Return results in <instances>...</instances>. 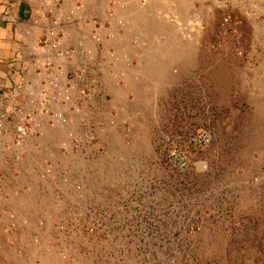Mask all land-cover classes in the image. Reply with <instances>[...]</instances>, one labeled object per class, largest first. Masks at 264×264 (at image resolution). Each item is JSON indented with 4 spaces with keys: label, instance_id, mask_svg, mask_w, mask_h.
I'll use <instances>...</instances> for the list:
<instances>
[{
    "label": "rangeland",
    "instance_id": "1",
    "mask_svg": "<svg viewBox=\"0 0 264 264\" xmlns=\"http://www.w3.org/2000/svg\"><path fill=\"white\" fill-rule=\"evenodd\" d=\"M78 17L88 36L69 40L94 52L104 98L75 93L60 149L80 147L40 174L37 263L264 264V0H112ZM130 81L143 96L117 92Z\"/></svg>",
    "mask_w": 264,
    "mask_h": 264
},
{
    "label": "crops",
    "instance_id": "2",
    "mask_svg": "<svg viewBox=\"0 0 264 264\" xmlns=\"http://www.w3.org/2000/svg\"><path fill=\"white\" fill-rule=\"evenodd\" d=\"M59 7L56 14L68 16L75 6L86 5V14L105 17L112 0H0V100L3 94L25 97L28 88L38 89V81L30 54L45 27L50 25L48 2ZM123 2V0H122ZM134 2L128 8L129 21H134ZM123 12V10H122ZM79 16L86 15L84 10ZM122 15V14H121ZM48 16V17H47ZM63 17V21L65 22ZM82 19L80 17H77ZM75 24L71 39L88 36V31ZM82 29V30H81ZM135 74V73H132ZM136 84V85H135ZM132 87V88H131ZM137 83L128 82L119 94L134 91L143 96L145 91ZM131 88V89H130ZM116 92V93H117ZM118 95V94H117ZM22 101V100H21ZM0 108L10 114L9 105ZM5 128L3 146L6 147L4 165L0 170V264H38L43 251L34 245L32 236L39 231L37 226L40 210L37 194L50 193L47 184L40 178L45 161L72 164L60 151L61 142L67 138V128L40 127L43 136L20 138L15 130L16 117H10ZM30 191L32 193H30ZM15 219H11V215Z\"/></svg>",
    "mask_w": 264,
    "mask_h": 264
},
{
    "label": "built area",
    "instance_id": "3",
    "mask_svg": "<svg viewBox=\"0 0 264 264\" xmlns=\"http://www.w3.org/2000/svg\"><path fill=\"white\" fill-rule=\"evenodd\" d=\"M119 5L124 9L122 4L119 3ZM58 7L59 2L58 4L48 2L50 25L45 27L43 34L37 40L36 48L30 54L35 75L41 82V87L28 88L23 99H19L18 95L14 96L13 93L1 96L0 105L3 107L9 105L11 111L8 114L0 108V170L4 165L7 148L3 146V140L10 117H16L15 130L20 138L37 135L41 137L44 135L39 130L42 125L50 128L67 126L70 123L69 115L81 110L79 108L81 102L74 100L76 92H80L82 95L80 100H83L84 104L104 98V93L100 89L102 85L96 72L100 64L94 59V52L82 40L75 42L69 40L72 27L82 22V19L77 17L78 12L84 10V5L77 6L66 17L56 14ZM63 17L65 22L62 20ZM108 18L116 17L113 12H110ZM121 22L119 21V24L122 26L123 22ZM95 24L96 29L104 30V33L108 31L106 24L95 22L90 25ZM92 35L95 42L102 44L99 33L95 32ZM135 41H138V38ZM75 61H77L76 64ZM73 62L74 65H72ZM70 136L72 137V134ZM79 147L78 140L74 139L70 143H64L60 151L64 157L68 158ZM44 168L43 176H51L56 170L61 171L63 167L60 163L46 160ZM11 219H15L14 214L11 215Z\"/></svg>",
    "mask_w": 264,
    "mask_h": 264
}]
</instances>
